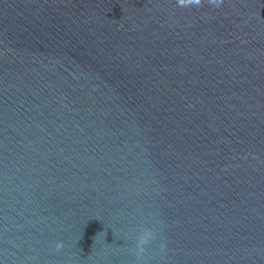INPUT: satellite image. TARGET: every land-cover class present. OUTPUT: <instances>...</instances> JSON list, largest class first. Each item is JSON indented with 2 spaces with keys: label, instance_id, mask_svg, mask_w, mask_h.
I'll return each instance as SVG.
<instances>
[{
  "label": "water",
  "instance_id": "obj_1",
  "mask_svg": "<svg viewBox=\"0 0 264 264\" xmlns=\"http://www.w3.org/2000/svg\"><path fill=\"white\" fill-rule=\"evenodd\" d=\"M0 264H264V0H0Z\"/></svg>",
  "mask_w": 264,
  "mask_h": 264
},
{
  "label": "clouds",
  "instance_id": "obj_2",
  "mask_svg": "<svg viewBox=\"0 0 264 264\" xmlns=\"http://www.w3.org/2000/svg\"><path fill=\"white\" fill-rule=\"evenodd\" d=\"M225 0H176V6L179 8H191V9H199L205 5L209 6L212 9H219L223 6ZM157 239V233L152 228H143L135 239V246L133 252L135 256L139 259L143 256L146 251V246L151 242ZM165 245L161 244V249H163ZM57 251L63 248V242H57L55 245Z\"/></svg>",
  "mask_w": 264,
  "mask_h": 264
}]
</instances>
